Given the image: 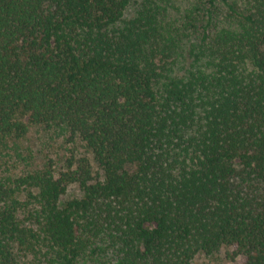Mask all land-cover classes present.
Wrapping results in <instances>:
<instances>
[{
	"label": "trees",
	"instance_id": "trees-1",
	"mask_svg": "<svg viewBox=\"0 0 264 264\" xmlns=\"http://www.w3.org/2000/svg\"><path fill=\"white\" fill-rule=\"evenodd\" d=\"M224 248L264 264V0H0V264Z\"/></svg>",
	"mask_w": 264,
	"mask_h": 264
},
{
	"label": "rangeland",
	"instance_id": "rangeland-1",
	"mask_svg": "<svg viewBox=\"0 0 264 264\" xmlns=\"http://www.w3.org/2000/svg\"><path fill=\"white\" fill-rule=\"evenodd\" d=\"M23 147L27 149L33 148L34 151L36 150L35 152L41 151L43 155L52 157L64 155L68 157L73 149H75L74 154L76 156H79V153L84 151L80 146L76 147L74 143L67 144L62 138L52 137L50 134H46L37 128L32 129L27 141L23 142ZM56 163L61 164L58 161H56ZM80 194L79 188L76 185H72L69 187L65 197H77ZM232 251L233 248H224L219 253L209 257L200 254L193 260V264H239V261H241L239 258H237L235 262L229 259L228 255Z\"/></svg>",
	"mask_w": 264,
	"mask_h": 264
}]
</instances>
